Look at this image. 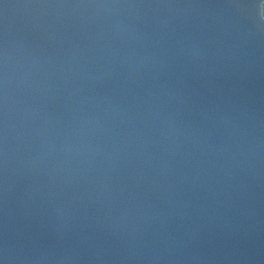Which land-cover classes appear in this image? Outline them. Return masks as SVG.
I'll list each match as a JSON object with an SVG mask.
<instances>
[{"label": "clouds", "instance_id": "1", "mask_svg": "<svg viewBox=\"0 0 264 264\" xmlns=\"http://www.w3.org/2000/svg\"><path fill=\"white\" fill-rule=\"evenodd\" d=\"M0 264H264V0H0Z\"/></svg>", "mask_w": 264, "mask_h": 264}]
</instances>
